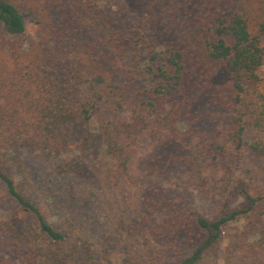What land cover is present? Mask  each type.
<instances>
[{"label":"trees","instance_id":"trees-1","mask_svg":"<svg viewBox=\"0 0 264 264\" xmlns=\"http://www.w3.org/2000/svg\"><path fill=\"white\" fill-rule=\"evenodd\" d=\"M95 1L73 3L94 40L71 58L72 22H57L61 0H45V21L32 20L38 26L37 43L30 44L33 60L19 69L15 45L26 15L11 0H0V29L13 39L6 49L16 63L6 74L0 69V95L6 97L0 103V204L14 207L0 218V253L6 257L0 264H198L218 250L221 264H264L262 186L254 193L242 188L245 209L213 216L176 205L151 184L135 209L103 193L111 196L110 189L130 176L135 147L147 132L156 140L172 138L169 149L173 140L185 142L193 101L217 80L228 83L234 119L197 146V165L264 153V136L246 138L251 128L264 132V104L245 97L264 65V0H130L133 30L127 37L118 30L121 15L107 18L105 4ZM83 86L92 92H82ZM211 93L219 98L220 91ZM100 111L111 117L92 129ZM21 147L66 156L53 175L69 178L67 197L76 203L83 194L85 203H79L93 207L92 216L44 198L23 172ZM226 170L231 174V165ZM242 216L245 226L228 236L226 228Z\"/></svg>","mask_w":264,"mask_h":264},{"label":"rangeland","instance_id":"rangeland-1","mask_svg":"<svg viewBox=\"0 0 264 264\" xmlns=\"http://www.w3.org/2000/svg\"><path fill=\"white\" fill-rule=\"evenodd\" d=\"M11 1L26 15L25 33L20 38L21 40L19 39L20 43H16L15 45L19 46L16 52L18 56L21 55L19 58V69H21L33 60L34 53L30 50V44L36 45L35 43H37L38 26L32 20H34L33 17L37 16L40 20L45 21L46 14L42 10L45 0ZM51 1L54 2L55 0ZM77 2L78 0H61L56 12L59 15L56 18L57 22L62 19L63 21L70 19L72 22L74 35L69 39L71 43L69 48H73V51L69 53L71 54V58L78 56L79 50L85 44L92 43L94 40L93 31L87 29L86 26L88 25L84 17L81 19L80 9H75L73 6V3ZM95 2L105 4L107 18L113 14L116 16L121 15L122 21L118 20L117 17L118 25H122L121 29L118 30L122 31L123 36L127 37V32L129 33V30H133V23H129V21L131 22L129 13H132L134 9L130 0H100V2L96 0ZM53 10L55 11L56 7H53ZM12 41L13 39L3 34L0 29V69L6 71L4 72L5 74L7 71L11 72L13 67L16 66L15 60L6 49V46L12 44ZM262 43H264V40ZM20 71L23 72L24 70ZM258 77L260 81L250 88V94L245 97L247 101H252L253 99L264 104V65L259 70ZM221 79L223 80V78ZM227 85L228 83L222 84L217 80L209 86L205 94L193 101L191 116L193 125L190 130H183V134L186 135L185 142L179 139L178 141L173 140V146L169 149L172 138L166 139L164 137V139L156 140V138H152L149 132L140 137L137 147H135L136 152L130 161L128 170L130 176L122 181L120 187H112L110 189L111 196L109 195V190L103 192L104 196L110 201L117 197L119 204L125 203L135 209L142 204L139 201L143 196L141 190L147 184H151L164 197L166 196L175 201L176 205L181 203L189 209H197L200 213L208 216H213L220 211H222V214H229L235 210L245 209L248 203L246 202L245 195L241 192L242 188L246 187L245 184L247 185L246 189L250 193L257 191V189H254L256 185L262 186L261 188L264 187V153H252V155H249L247 152H242L232 161L224 159L223 162L201 163L200 166L197 165V162L199 164L200 162L194 158L195 155H200L198 147L205 145L207 140L211 139L218 132L226 131L233 122L234 113L227 102V99H229L227 90L225 89ZM213 91L217 92L215 94H218V91H220L219 98L211 96V92ZM82 92L87 94L92 91L83 86ZM256 95H260L263 99H259ZM5 101V95H0V103L4 104ZM101 111L94 118L91 124L92 129L98 126L100 122L111 117L110 113ZM260 134L261 137L264 136V132L251 128V130L246 132V138L255 141L258 140L256 138ZM18 150L19 159L23 165V172L29 180L39 187L40 192L44 194V198H52L54 206L69 203L71 206L74 205L76 208L84 209L86 210L84 217L87 219L89 216H92L94 208H88L86 204L82 205L79 203L80 201L85 203V197H82L83 194L77 199L76 203L70 201L67 197L69 178H66V176L61 177L59 174L53 175L55 174L53 172L56 171L55 167L59 163L66 161V156L52 158L25 147H21ZM225 156L229 158L227 154ZM227 165H231V174L226 170ZM227 173L231 175L229 184L226 183V180L229 179ZM205 176L209 177V179L202 183V178ZM239 181L243 183L240 186L234 187V183ZM250 188L251 190H249ZM54 192L57 193L56 196H52ZM13 208V205L10 203L6 201L2 202L0 204V218H7L13 211ZM96 210H98V206L95 205ZM49 218L55 220L52 215ZM161 219L160 215L156 217V220ZM236 220L232 226L226 228L228 236H232L236 231L241 230L247 222V218L244 216L238 217ZM100 222L102 224L104 220H100ZM223 244L224 242L221 243L220 249L223 248ZM3 253H0V257H5ZM220 253L221 250H218L216 255L210 252L208 255L203 256L198 264H221L219 260L221 257ZM11 264L14 263L11 262Z\"/></svg>","mask_w":264,"mask_h":264}]
</instances>
